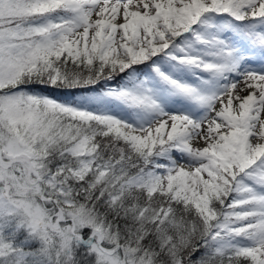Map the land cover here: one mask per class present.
Returning a JSON list of instances; mask_svg holds the SVG:
<instances>
[{"label":"snow or ice","instance_id":"snow-or-ice-1","mask_svg":"<svg viewBox=\"0 0 264 264\" xmlns=\"http://www.w3.org/2000/svg\"><path fill=\"white\" fill-rule=\"evenodd\" d=\"M0 264H264V0H0Z\"/></svg>","mask_w":264,"mask_h":264}]
</instances>
